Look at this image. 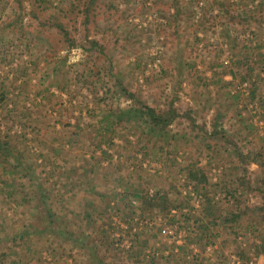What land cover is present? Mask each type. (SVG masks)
Segmentation results:
<instances>
[{"label": "rangeland", "instance_id": "rangeland-1", "mask_svg": "<svg viewBox=\"0 0 264 264\" xmlns=\"http://www.w3.org/2000/svg\"><path fill=\"white\" fill-rule=\"evenodd\" d=\"M46 1L0 0V264H264V0Z\"/></svg>", "mask_w": 264, "mask_h": 264}, {"label": "trees", "instance_id": "trees-1", "mask_svg": "<svg viewBox=\"0 0 264 264\" xmlns=\"http://www.w3.org/2000/svg\"><path fill=\"white\" fill-rule=\"evenodd\" d=\"M36 2V8H40L46 12H49L51 9L50 5L46 0H34ZM72 7H70V10ZM86 13L88 12L86 8ZM66 9L62 8H55L53 11L48 13V17L45 20L46 24H50L52 28H56L59 33H62L65 37L67 36V31L63 23L58 20L59 14H65ZM67 18V14L64 15ZM89 18V14H85V19ZM93 45H96L95 41L91 42ZM121 93L131 101V104L128 105L125 109H116V112H111V116L116 119V124L120 122H139L143 123L144 125L148 126V134H161V132L166 131V129L171 125V123L178 117L176 115V111L171 106L167 112L162 113L157 111L156 109L149 107L142 102H140L136 96L129 92L127 88L124 86H120ZM172 104V103H171ZM170 104V105H171ZM3 150H5V146H1ZM188 177L191 180H201L202 183H205L206 178L203 173L202 169L199 168H192L189 169ZM263 203H264V194H263ZM165 194L163 191H153L149 193L147 190L143 197L141 198V204L143 210H151L155 208H159L164 203ZM208 204L210 203L211 199H207ZM259 210L264 212V205H262Z\"/></svg>", "mask_w": 264, "mask_h": 264}, {"label": "built area", "instance_id": "built-area-1", "mask_svg": "<svg viewBox=\"0 0 264 264\" xmlns=\"http://www.w3.org/2000/svg\"><path fill=\"white\" fill-rule=\"evenodd\" d=\"M179 178H180L181 181H183V178L180 175H179Z\"/></svg>", "mask_w": 264, "mask_h": 264}]
</instances>
